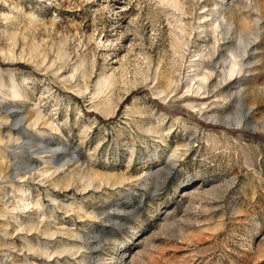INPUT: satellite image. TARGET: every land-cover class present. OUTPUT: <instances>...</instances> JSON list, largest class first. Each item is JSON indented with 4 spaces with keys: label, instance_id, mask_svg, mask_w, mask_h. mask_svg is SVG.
I'll list each match as a JSON object with an SVG mask.
<instances>
[{
    "label": "rangeland",
    "instance_id": "obj_1",
    "mask_svg": "<svg viewBox=\"0 0 264 264\" xmlns=\"http://www.w3.org/2000/svg\"><path fill=\"white\" fill-rule=\"evenodd\" d=\"M0 264H264V0H0Z\"/></svg>",
    "mask_w": 264,
    "mask_h": 264
},
{
    "label": "bare ground",
    "instance_id": "obj_2",
    "mask_svg": "<svg viewBox=\"0 0 264 264\" xmlns=\"http://www.w3.org/2000/svg\"><path fill=\"white\" fill-rule=\"evenodd\" d=\"M35 119H36V120L39 119V114H37V115L35 116Z\"/></svg>",
    "mask_w": 264,
    "mask_h": 264
}]
</instances>
